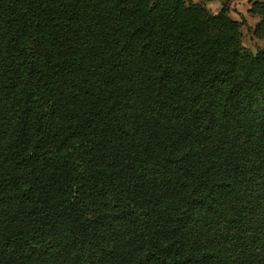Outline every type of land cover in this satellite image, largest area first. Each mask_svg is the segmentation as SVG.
Segmentation results:
<instances>
[{
  "label": "trees",
  "instance_id": "16d2710c",
  "mask_svg": "<svg viewBox=\"0 0 264 264\" xmlns=\"http://www.w3.org/2000/svg\"><path fill=\"white\" fill-rule=\"evenodd\" d=\"M247 12L264 39V0ZM222 3L0 0V264H264V47Z\"/></svg>",
  "mask_w": 264,
  "mask_h": 264
},
{
  "label": "rangeland",
  "instance_id": "374dc122",
  "mask_svg": "<svg viewBox=\"0 0 264 264\" xmlns=\"http://www.w3.org/2000/svg\"><path fill=\"white\" fill-rule=\"evenodd\" d=\"M193 2L202 3L211 12L216 13L222 6V3L227 4L228 15L236 20L245 19V24L240 26L241 43L246 50L253 53L257 49L264 47V39L254 35L253 29L259 18L250 15L247 10L251 3L255 0H192Z\"/></svg>",
  "mask_w": 264,
  "mask_h": 264
}]
</instances>
